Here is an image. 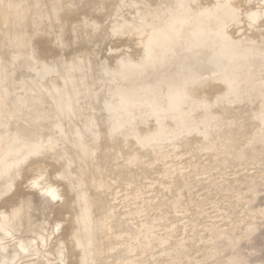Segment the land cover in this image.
I'll return each instance as SVG.
<instances>
[{
  "label": "rangeland",
  "instance_id": "rangeland-1",
  "mask_svg": "<svg viewBox=\"0 0 264 264\" xmlns=\"http://www.w3.org/2000/svg\"><path fill=\"white\" fill-rule=\"evenodd\" d=\"M24 1L34 23L24 31L26 19L17 22L23 32L0 45V157L42 149L18 176L0 170V190L9 187L0 205L15 204L16 187L40 171L39 181L68 194L47 202L44 235L21 234L40 251L12 264H264V41L251 43L264 36V0L243 1L223 31L200 20L193 34L183 18L209 0ZM149 33L153 41H140ZM75 76L70 95L65 82ZM57 238L67 241L63 261L47 252Z\"/></svg>",
  "mask_w": 264,
  "mask_h": 264
},
{
  "label": "bare ground",
  "instance_id": "bare-ground-1",
  "mask_svg": "<svg viewBox=\"0 0 264 264\" xmlns=\"http://www.w3.org/2000/svg\"><path fill=\"white\" fill-rule=\"evenodd\" d=\"M12 1H16V2H14V3H12L13 4V6H15V7H17V8H15V7H11V3H10V0H0V26H2L4 29V32L2 31V32H0V45L1 44H3L4 45V47H6V43L9 41V40H11L10 39V37H11V35L14 33L15 34V36H16V33H17V31L18 32H23V31H21V29H23L24 31L26 30V28H27V26L29 25V23L31 24H33L34 22L31 20V17H35V16H31L30 14H28L27 12H30V10H29V8H27L28 9V11L26 10V8L24 7L23 9V11H27L26 13H24L23 14V11H22V6L21 5H27V2H25L24 0H22L21 2H23L24 1V3L25 4H23V3H21L20 2V5L18 6V2H17V0H12ZM11 1V2H12ZM18 1H20V0H18ZM58 1V0H57ZM57 1L55 0V3H57ZM60 1V0H59ZM211 0H209L208 2L209 3H207L208 5H206V6H203L202 5V3H200V4H198L197 5V7H193V8H190V11H188V13H187V17L185 18V20H184V18H183V22L185 21V22H187V26H186V28H187V30H188V32L190 33V34H193L194 33V30L196 29V27H197V23H198V21H200V20H203V21H205V22H207V23H209V25H210V28L211 29H216V30H221V31H223V28H222V25H220V24H223V23H226L225 21L227 20V18L229 19V18H231L232 19V17H231V15L230 14H232V16L235 18V17H240V13H241V11H240V7H241V5H244L245 3H243V1H246V0H242V4H240V1L239 0H212L211 2H210ZM192 2H193V4H197L198 3V0H192ZM234 2H235V7H234ZM237 2V3H236ZM238 2H239V4H238ZM16 3H17V6H16ZM61 3V2H60ZM59 3V4H60ZM171 3V5H173L172 4V2H170ZM36 4V3H35ZM35 4H34V8H35ZM58 4V3H57ZM25 5V6H26ZM70 5H71V3H70ZM29 5H27V7H28ZM68 6H69V2H68ZM21 7V10L19 9ZM9 8H11V9H9ZM57 8L58 7H54V8H52L53 9V11L51 12L50 11V14L52 15V16H56L58 13V11H57ZM234 8V9H233ZM51 9V10H52ZM16 10H20V11H22V13L19 11V13L16 11ZM214 10H216L217 12L216 13H214ZM247 10L251 13L252 12V10H250V8H247ZM39 11V10H38ZM32 12V11H31ZM35 12H37V11H35ZM42 12V11H41ZM40 12V13H41ZM245 12H246V10H245ZM254 12V11H253ZM256 12V11H255ZM254 12V13H255ZM264 12V11H263ZM33 13V12H32ZM39 13V12H38ZM39 13V14H40ZM46 14L47 13V11H45V12H42V14ZM250 13H249V15H250ZM260 13V12H259ZM44 14H43V17H45L46 15L48 16L49 14H46L45 16H44ZM196 14H198L197 16H196V18H191V16H194V15H196ZM216 14V15H215ZM262 14V13H261ZM25 15H29V16H31L30 18L28 17V16H25ZM41 15V14H40ZM246 15V14H245ZM252 15V14H251ZM260 15V14H259ZM258 15V16H259ZM25 16V17H24ZM39 16V15H38ZM212 16H213V19H212ZM253 16V15H252ZM261 16V15H260ZM259 16V17H260ZM41 17H42V15H41ZM21 18L23 19V20H21ZM233 18V19H234ZM248 18H249V16H248ZM24 19H26L25 21L27 22L26 24L25 23H23V25H22V28L20 29V31L19 30H17L16 29V31L14 30V28H15V24H20L22 21H24ZM37 19H38V17H37ZM40 19V18H39ZM251 19H254V18H252L251 17ZM19 21H21L20 23H17V22H19ZM231 21V20H230ZM182 22V23H183ZM22 24V23H21ZM25 24V25H24ZM15 25V26H14ZM172 26H173V24H172ZM172 26H171V28H172ZM12 27H14V28H12ZM20 27H21V25H20ZM131 27V26H130ZM119 28H121V27H118V29ZM115 29H116V27H115ZM129 29V28H128ZM13 30L15 31V32H13ZM117 30V29H116ZM177 30H178V28H174L173 30L171 29V32L174 34V33H177ZM141 31H143V29H140L138 32H140L141 33ZM8 34H7V33ZM11 32H13L12 34H11ZM118 32H120V30L118 31ZM121 32H123V31H121ZM129 32H131V28L129 29ZM9 33H10V35H9ZM18 35V34H17ZM14 35H12V37L11 38H17V36L15 37ZM30 35H28V37H29ZM19 37H20V35H19ZM27 37V36H26ZM27 37V38H28ZM261 38H254L253 40H252V42L251 43H261V42H263L264 41V36L262 37V36H260ZM9 39V40H8ZM12 39V41H13V43L15 44V40H13ZM229 39V38H228ZM153 41L154 40V37H153V35L151 34V33H149L145 38H143L142 40H140V41ZM240 39H238V41H239ZM21 41V40H20ZM238 41H234V43H239ZM246 41H249L250 42V40H246ZM18 39H17V42H16V45H18V47H19V44H20V42H19V44H18ZM10 43H11V41H10ZM22 46L24 45V43L26 44V42H25V40L24 41H22ZM9 44V42L7 43V45ZM188 44V42L186 43V45ZM3 45L2 46H0V47H3ZM15 45V46H16ZM249 45H251V44H249ZM25 46V45H24ZM257 46H260V45H257ZM17 47V46H16ZM220 47H222V46H220ZM19 48H21V47H19ZM217 47H215V49H216ZM18 49V48H17ZM212 49H214V48H212ZM1 50V49H0ZM18 51V50H17ZM21 51V50H20ZM1 52V51H0ZM19 52V51H18ZM18 52L17 53H15L14 55H16V54H18ZM2 55V54H1ZM19 55V54H18ZM16 57V56H15ZM19 57V56H18ZM17 59V58H16ZM36 59V55H34V53L32 54V53H30L29 54V56H27V60H28V63L29 64H32L33 62H34V60ZM19 60V59H18ZM21 60V59H20ZM22 60H24V58L22 59ZM25 61V60H24ZM5 67H7V66H5ZM42 67H44L45 68V66L44 65H42ZM50 67H53V70H55V71H57L58 70V67L56 66H50ZM4 70H6V69H4ZM78 79H79V77L78 76H75V77H73V78H69V79H67L66 80V84H67V88L65 89V92L66 93H68V94H72L73 92H74V90H75V87H76V84H77V81H78ZM55 85H56V82H53V83H51L50 84V86L48 87V88H45L42 92H41V94H40V96H41V98H46V96L49 94V92H50V90L52 89V88H54L55 87ZM69 86V87H68ZM50 88V89H49ZM68 102V101H67ZM68 104H69V102H68ZM60 105V106H59ZM58 109L57 110H59V109H61V106H63L61 103H58ZM53 107H55V106H53ZM55 109V108H54ZM261 110L260 111H263L264 110V106L262 107V108H260ZM53 112H55V110H53ZM58 112V111H57ZM56 112V113H57ZM59 112H60V110H59ZM58 112V113H59ZM55 113V114H56ZM1 117V116H0ZM4 120V119H3ZM0 122H2V125H4L3 123V121H1V119H0ZM190 126H192V125H189L188 127H186V128H189ZM193 126H195V124L193 125ZM183 128V127H182ZM185 129V128H184ZM181 130V128H178L177 130H176V132H178V131H180ZM173 133H175V130L173 131ZM1 139H2V137H1ZM32 145V144H31ZM48 148H50L49 147V145H48ZM41 149H42V146L41 145H39V144H34V145H32V146H28V147H26V146H23V148H21V150L19 151V152H17L16 153V156L14 155L15 153H13V156H9V157H7V158H9V159H7L6 157H0V163H1V168H0V170H1V172L4 170H7L6 172H8V170H10V171H12V173H14V175L15 176H18L21 172H19L18 173V171L20 170V171H22V173H23V170L24 169H22L21 170V167L23 168V166H22V164L24 163V162H26L29 158H31V157H35V156H39L40 154H41ZM51 149V148H50ZM50 149H48V151L49 152H47V154H46V157H48L49 159H53V160H58L59 161V159L55 156V155H53L52 154V152H51V150ZM66 151V150H65ZM60 153H61V151H60ZM18 154V155H17ZM59 164L60 165H62L60 162H59ZM60 169V171H59V174H58V172H57V174H56V176L57 175H60V173H61V175H63L62 174V172H64V177H62L61 175V177H62V179H67V176H65L66 175V170L65 169H62L61 170V167H59ZM63 168H64V166H63ZM3 169V170H2ZM52 170V169H51ZM50 169H49V171L50 172H52ZM63 170H65V171H63ZM3 171V172H4ZM33 171V170H32ZM62 171V172H61ZM35 174L36 173H38L39 171H37V172H35V171H33ZM42 173H43V171H40L38 174H36L32 179H31V176L27 179V177H26V179H27V181L25 180V178H24V180L27 182V184L26 185H24L25 184V181L23 182V180L21 181V183L23 182V185L24 186H21V185H19L20 187H16V188H18V190H19V192L17 193V192H15V194L16 195H14V202H15V204H13L12 206H7L6 205V201L5 202H3L1 205H0V264H12V262H14V261H17V260H23L24 258H27V259H29L28 257H32L33 255H35V254H37L39 251H40V249H39V246H37V244L39 243V240H37L36 239V241L35 240H33L32 239V237L30 238V237H28V238H23L22 236H21V234H24V233H27V234H29V233H31V232H33V233H36L35 235H38V234H40V235H44V233H41V231H43V228H44V225H43V220L45 219V213H46V211H47V209L48 208H46V204H48L47 202L49 201V200H51V201H53V199L54 198H56L57 197V195H59L58 197H61L60 195L63 193V191H64V193H63V195L62 196H66V195H64L66 192H68L67 190L68 189H63V190H60L59 188H58V186L56 185V184H54V183H52V182H50V181H39V177L42 175ZM5 173H1V175L3 176ZM8 174V173H7ZM0 175V176H1ZM14 175H13V177H11V178H13L14 180H16V178L14 177ZM5 176H3V178H4ZM50 177V176H49ZM59 177V176H58ZM10 178V179H11ZM44 178V177H43ZM48 179V178H47ZM1 180H3V179H1ZM12 180V179H11ZM14 180H12V181H14ZM38 180V181H37ZM46 180V179H45ZM4 181V180H3ZM10 182V183H9ZM70 182V181H69ZM1 183V182H0ZM2 183H4V182H2ZM7 183L12 187V184L13 183H16V181L15 182H13V183H11V181L9 180H7ZM58 183V182H57ZM7 184V185H8ZM46 184L47 185H50L52 188H50L49 186H46ZM1 185V184H0ZM4 185V184H3ZM1 186L2 187V191H3V193L4 192H7L6 190H8V188L6 189V187L5 186ZM5 185H6V182H5ZM6 185V186H7ZM14 185V184H13ZM42 185H43V188H46V187H48V191H46L47 193V195H46V199H45V195H43L44 193L42 192L43 191V188L42 189H40V187H42ZM18 186V185H17ZM10 187V188H11ZM67 187V186H66ZM5 188V189H4ZM20 188V189H19ZM50 188V189H49ZM68 188H70L69 186H68ZM1 190H0V195H2L3 196V193L1 192ZM5 190V191H4ZM40 190H42V191H40ZM70 190V189H69ZM9 191H11L10 189H9ZM16 191V190H15ZM44 191H45V189H44ZM60 191H62V192H60ZM58 193H60V194H58ZM66 194H68V193H66ZM4 195H5V193H4ZM7 195V194H6ZM55 195H56V197H55ZM54 197V198H53ZM50 198V199H49ZM7 200V199H6ZM57 200V199H56ZM8 201V200H7ZM1 202V201H0ZM9 202V201H8ZM5 203V204H4ZM53 203V202H52ZM51 203V204H52ZM54 203H55V201H54ZM59 203V202H58ZM80 203V202H79ZM4 204V205H3ZM53 205V208H49L50 210H49V212H51V213H53V214H55L54 216L55 217H61V215H62V211L63 210H61V208L62 207H60V205H58L57 204V206H55L54 207V204H52ZM71 205L72 204H70V207H71ZM48 206H50V202H49V204H48ZM61 206H62V203H61ZM74 206V207H73ZM73 208H71V211L70 212H74V211H72V209L74 210L75 209V207H76V209H75V212L77 213L78 211V209H77V206H75V203L73 204ZM89 206V205H88ZM69 207V208H70ZM68 208V209H69ZM63 209V208H62ZM88 209V208H87ZM70 210V209H69ZM86 210V209H85ZM72 213L74 216H75V214L76 213ZM87 212H88V210H87ZM68 213V215H69V212H67ZM52 214V215H53ZM88 214V216L90 215L89 213H87ZM42 215H44V217H42ZM72 215V217H74ZM78 215V214H77ZM76 215V216H77ZM76 216L74 217V219L76 218ZM71 217V216H70ZM77 218H79V215H78V217ZM76 218V219H77ZM58 220H59V218H57ZM76 219H75V223H78V221L80 220H78L77 219V222H76ZM91 220V219H90ZM98 221H99V219H98ZM93 221L91 220V223H92ZM95 222H97V221H95ZM94 222V223H95ZM62 223V222H61ZM80 223V222H79ZM78 223V224H79ZM98 224H101V225H103L102 223H101V221L100 222H98ZM98 224H97V226H98ZM73 225V224H72ZM75 225V224H74ZM73 225V226H74ZM92 225V224H91ZM95 226H96V223L94 224ZM94 225H92L93 227H94ZM100 225V226H101ZM63 226V225H62ZM70 226V228H69V232H68V235L71 237V238H74L73 236H75V231L73 230L74 228H72L73 226H71V225H69ZM80 226V225H79ZM77 227V226H74V227H77L76 229H78V228H80V227ZM91 226V227H92ZM102 227V228H101ZM100 228L101 229H103V226H101ZM62 228V227H61ZM95 228H97L98 229V227H95ZM63 229H66V228H63ZM96 229V230H97ZM64 231V230H63ZM61 232H62V230H61ZM65 233H66V231H64ZM63 232V233H64ZM98 231H95V233H97ZM94 233V234H95ZM99 233V232H98ZM101 233V232H100ZM67 234V233H66ZM79 234H80V236H81V245L80 246H84V247H87V248H89L91 245H92V242H93V235H92V233H91V231L89 230V229H87V228H83L82 230H80V232H79ZM57 235V234H56ZM61 235H63V234H61ZM60 235V233H59V235L58 236H61ZM57 236V237H58ZM66 236V235H65ZM96 236H98V235H96ZM102 236V235H101ZM99 237V236H98ZM58 238H60V237H58ZM57 238V240L54 242L55 244H52V246L51 247H49L48 248V250H47V252L48 253H53V256H54V253L57 255V257L61 260V261H63L64 259H65V257L67 256L66 255V253H67V251H66V240H64V241H62L61 243H59L58 241L60 240V239H58ZM62 238V237H61ZM75 238H76V236H75ZM74 238V239H75ZM66 239V238H65ZM77 239V238H76ZM96 239V238H95ZM100 239V238H99ZM103 239V238H102ZM97 240V239H96ZM101 240V239H100ZM66 241V242H65ZM75 241V240H74ZM99 241V240H98ZM97 241V244L99 243ZM77 242V241H76ZM79 242V241H78ZM77 242V243H78ZM57 243V244H56ZM77 243H75V244H77ZM79 244V243H78ZM96 245V244H95ZM68 246V245H67ZM78 246V245H77ZM80 246H78L77 247V249H79V251H80ZM97 247V246H96ZM75 249H76V246H75ZM67 250H69L68 249V247H67ZM44 252V251H43ZM95 252V251H94ZM68 253H69V255H70V252L68 251ZM80 253V252H79ZM77 254H78V252H77ZM82 255V254H81ZM55 257V256H54ZM31 260H33V259H31ZM37 260V259H36ZM38 260H39V258H38ZM37 260V263L36 264H44V263H46V261H40V263H38L39 261ZM68 260H69V258H68ZM23 262H24V260H23ZM57 263H59V262H57ZM29 264V263H28ZM32 264V263H31ZM33 264H35L34 262H33Z\"/></svg>",
  "mask_w": 264,
  "mask_h": 264
}]
</instances>
